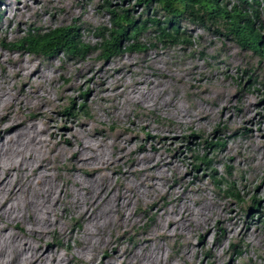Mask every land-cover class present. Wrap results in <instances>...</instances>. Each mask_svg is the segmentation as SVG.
<instances>
[{
    "label": "rangeland",
    "instance_id": "rangeland-1",
    "mask_svg": "<svg viewBox=\"0 0 264 264\" xmlns=\"http://www.w3.org/2000/svg\"><path fill=\"white\" fill-rule=\"evenodd\" d=\"M104 2L0 3V142L7 139L0 151L17 150L24 166L2 175L10 184L16 178L3 208L18 197L21 213L0 220L1 261L264 264V61L189 21L186 44L157 43L110 60L96 49L43 57L2 46L29 28L68 25L92 46L96 28L109 26ZM134 7L137 17L141 6ZM254 27L264 37V13ZM70 99L74 116L65 112ZM201 157L214 161L205 168ZM222 176L240 201L217 188ZM40 190L48 193L46 224L31 234L39 212L30 202L42 200ZM251 197L255 211L244 204ZM5 238L21 257L6 259Z\"/></svg>",
    "mask_w": 264,
    "mask_h": 264
},
{
    "label": "trees",
    "instance_id": "trees-1",
    "mask_svg": "<svg viewBox=\"0 0 264 264\" xmlns=\"http://www.w3.org/2000/svg\"><path fill=\"white\" fill-rule=\"evenodd\" d=\"M135 2L129 3L126 8H118L111 7L105 0L103 8L109 15V26L96 28L97 40L92 46L80 40L79 27L73 25L51 29L29 28L17 41L3 42L2 46L7 50L43 57H50L56 53L80 56L96 49L102 59L110 60L118 54L142 51L145 46L152 47L157 43L163 46L186 44L184 25L189 21L190 24L199 25L206 30L216 28L215 33L220 35L219 37L223 36L231 40L230 42H235L255 59L264 61V37L261 34V27L260 29L254 27L261 13H264V0H236V5L231 8L220 0H135ZM134 5L141 6V13L137 17L131 13L136 8ZM150 7L151 10L153 7V16H149ZM257 65L261 67L260 64ZM261 70L260 68L259 73ZM253 75L257 81L256 71ZM73 103L74 100L70 99L65 112L74 116L75 112L72 110L76 107ZM83 108L84 105H80L78 111ZM217 142L209 145L219 147ZM197 161L205 168H209L214 158L201 157ZM231 169L225 167L227 177L231 176ZM216 184L217 188L223 187L224 193L230 197L241 200L232 187L233 184H229L225 176L216 179ZM248 201L244 204L251 205V209L255 211L258 199L251 197Z\"/></svg>",
    "mask_w": 264,
    "mask_h": 264
},
{
    "label": "bare ground",
    "instance_id": "bare-ground-1",
    "mask_svg": "<svg viewBox=\"0 0 264 264\" xmlns=\"http://www.w3.org/2000/svg\"><path fill=\"white\" fill-rule=\"evenodd\" d=\"M95 66V65H94ZM140 84V83H139ZM118 88V87H117ZM137 90V89H136ZM141 91V90H140ZM133 92V91H132ZM136 93V92H135ZM106 94V93H105ZM139 94V93H138ZM135 95V94H134ZM144 95V94H143ZM140 96V95H139ZM130 97V96H129ZM128 97V98H129ZM133 98H134V96H133ZM142 99V98H141ZM131 100H132V98H131ZM136 100V99H135ZM130 102V101H129ZM132 104H135V103H132ZM112 109V108H111ZM171 129V128H170ZM9 140H10V137H9ZM5 142H7V139H4V140H2L1 142H0V146H2ZM3 143V144H2ZM6 144V143H5ZM19 148V147H18ZM11 150V151H10ZM13 150V151H12ZM16 152H17V150H14V149H11L10 147L9 148H6V150L5 149H3V151L1 150L0 151V154L2 155V156H0V162L3 160V163H2V169H0V220L1 221H3V220H12V221H14L15 219H16V215H18V213H21V207L19 208V206H21V203L19 202V199H18V197H17V199H16V201L14 202V200L15 199H13L12 198V200H11V203H10V205H8V207H5V208H3V204H5V202H6V199L8 198L9 199V197L12 195V196H14L15 195V185H14V180L16 179H12L11 178V184L10 183H8L9 182V178H5V176H4V178L7 180V182H5L6 180H4V182H1L2 181V175H6L5 174V170H8V169H12V168H18V169H21L22 171H23V168H24V166H21V162L23 161L22 159H20V158H17V157H15V154H16ZM25 153V152H24ZM20 154V153H19ZM73 154H75L76 155V151L73 153ZM21 155V154H20ZM33 161V160H32ZM13 166V167H12ZM44 166V165H43ZM7 168V169H6ZM29 168V167H28ZM39 169H41V168H39ZM32 170L33 169H31L30 170V172H32ZM37 170V169H36ZM98 170V169H97ZM16 171V170H15ZM96 171V170H95ZM119 171V170H118ZM12 172V171H11ZM24 172V171H23ZM34 172V171H33ZM37 172V171H36ZM35 172V173H36ZM11 176V175H10ZM38 177V176H37ZM28 182V181H27ZM33 182V181H32ZM31 182V183H32ZM16 183H17V181H16ZM117 184V183H116ZM28 185V184H27ZM29 186V185H28ZM33 186V185H32ZM42 189H43V187H42ZM120 190V189H119ZM132 191V190H131ZM62 192V191H61ZM31 193V192H30ZM37 193H39V195H45L43 198H42V200H40V199H38L37 198V200L38 201H35V198L34 199H32L31 200V207H30V211H33L32 212V214L34 213V214H36L37 215V213L39 212V215H37V216H34L33 217V222H34V225L35 226H31L30 227V229H29V232H32L31 234H33L34 232H38V228L40 227V226H42V224L43 225H45L46 223V209L43 207V204H45L46 202L45 201H48V193H47V191L46 190H40V191H38ZM34 194V193H33ZM89 194V193H88ZM99 194V193H98ZM119 194V193H118ZM66 195V194H65ZM91 195V194H90ZM120 195V194H119ZM17 196V195H16ZM20 196V195H19ZM64 197V196H63ZM30 198V197H29ZM98 199V198H97ZM109 199V198H108ZM85 200V199H84ZM105 200H107V199H105ZM118 200V199H117ZM80 201V200H79ZM98 201V200H97ZM138 201V200H137ZM45 202V203H44ZM102 202H103V200H102ZM116 202V201H115ZM29 203V202H28ZM49 203V202H48ZM122 203V202H121ZM93 204V203H92ZM76 205V204H75ZM78 205V204H77ZM86 205V204H85ZM26 206V205H25ZM118 206V204L116 205V207ZM82 208V207H81ZM118 209H119V207H117ZM123 208V207H122ZM75 209V208H74ZM84 210V209H83ZM24 211V210H23ZM88 211V210H87ZM186 211V210H185ZM118 212V211H117ZM124 213V212H123ZM108 216V215H107ZM106 216V217H107ZM20 217V216H19ZM99 219V218H98ZM107 219V218H106ZM126 219V218H125ZM120 220V219H119ZM118 220V221H119ZM174 221V220H173ZM98 222V221H97ZM175 222V221H174ZM173 222V223H174ZM95 223V222H94ZM117 223V222H116ZM122 223V222H121ZM172 223V222H171ZM49 224V223H48ZM103 224V223H102ZM180 224H182V223H180ZM101 225V224H100ZM113 225V224H112ZM170 225V224H169ZM168 226V225H167ZM181 226V225H180ZM92 228V227H91ZM120 228V227H119ZM42 229H43V227H42ZM45 229V228H44ZM120 229H122V228H120ZM93 231V230H92ZM167 232V231H166ZM163 233H165V232H163ZM163 233H161V234H163ZM181 235V234H180ZM165 237V236H164ZM165 238H167V237H165ZM5 240H6V242H8L7 244V246H6V248L8 247V252L5 254V257H6V259H9V260H14L16 257H17V253L19 254V250H18V245H17V243L16 244H14V243H11V240H10V238H5V239H3V242H4V244H5ZM149 248V247H148ZM0 251H1V253H2V248L0 249ZM22 253V252H21ZM160 253V252H159ZM23 254H24V252H23ZM28 254V253H27ZM31 254V253H30ZM22 255V254H21ZM21 255L19 254V256L21 257ZM153 255V254H152ZM151 255V256H152ZM26 256H28V255H26ZM154 256V255H153ZM33 257V256H32ZM39 257V256H38ZM18 258V257H17ZM24 258H26L25 257V255H24V257L22 258V259H24ZM37 258V257H36ZM155 258V257H154ZM159 258V257H158ZM5 259V260H6ZM31 258H29V261H27L26 262V260L23 262V263H26V264H31V260H30ZM151 259V258H150ZM1 260H3V259H0V264H5L6 262H4V261H1ZM20 260V259H19ZM37 260V259H36ZM154 260V259H153ZM155 260H156V258H155ZM158 260V259H157ZM20 262V261H19ZM48 262V261H47ZM158 262V261H157ZM22 263V262H21ZM20 263V264H21ZM22 263V264H23ZM145 263H147V262H145ZM144 263V264H145ZM148 263H150V262H148ZM17 264H19V263H17ZM35 264V263H34ZM155 264V263H154ZM171 264V263H170Z\"/></svg>",
    "mask_w": 264,
    "mask_h": 264
}]
</instances>
